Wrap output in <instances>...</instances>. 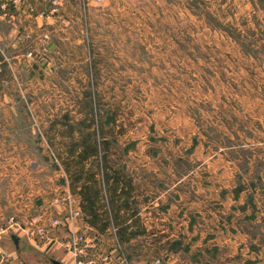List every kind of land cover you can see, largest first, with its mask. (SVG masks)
<instances>
[{
  "label": "rangeland",
  "instance_id": "obj_1",
  "mask_svg": "<svg viewBox=\"0 0 264 264\" xmlns=\"http://www.w3.org/2000/svg\"><path fill=\"white\" fill-rule=\"evenodd\" d=\"M89 4L79 44L89 69L47 70L67 71V84L12 86L10 71L0 76V109L28 112L54 163L59 140L45 136L37 110L73 109L84 126L74 136L94 156L90 171L134 179L125 203L134 213L114 212V241L87 258L264 264V0ZM21 252L23 264H65L33 244Z\"/></svg>",
  "mask_w": 264,
  "mask_h": 264
},
{
  "label": "crops",
  "instance_id": "obj_2",
  "mask_svg": "<svg viewBox=\"0 0 264 264\" xmlns=\"http://www.w3.org/2000/svg\"><path fill=\"white\" fill-rule=\"evenodd\" d=\"M90 6L89 0H20L8 11L0 9V76L11 72L6 84L13 86L16 80L26 86L44 85L47 81L67 84L65 70L89 69V51L85 43L84 48L79 44L88 36ZM27 34L32 37L28 38ZM51 69L65 70L61 74L49 73L47 70ZM7 98L8 95L5 101ZM37 111L45 136L57 134L59 142L51 146L61 150L60 163L53 162L44 139L26 123L28 112L19 115L15 109H0V228L8 229L1 235L0 264H23L21 245L26 243L49 253L56 251V257L65 264H77L73 254L63 246L69 235L67 227H59L47 240L36 241L27 237L22 225L49 210L66 218L69 210L55 199L69 195L81 212L71 221V228L88 236L91 246L88 259L89 253L104 250V246L114 241L111 230L121 227L115 216L121 219L119 215L123 211L134 213L131 208H125V203H130L137 186L134 179L122 173L104 176L99 168L97 172L90 171L88 161L94 156L83 152L74 136L84 130L77 111ZM74 160H79L76 167L65 163L73 164ZM103 168L109 170V165ZM113 199L116 211L112 207ZM12 218L18 223L12 224ZM14 234L21 238L19 246Z\"/></svg>",
  "mask_w": 264,
  "mask_h": 264
},
{
  "label": "built area",
  "instance_id": "obj_3",
  "mask_svg": "<svg viewBox=\"0 0 264 264\" xmlns=\"http://www.w3.org/2000/svg\"><path fill=\"white\" fill-rule=\"evenodd\" d=\"M96 3H101L103 0H92ZM20 0H0V9L3 11H8L11 5H17ZM31 38V34L27 35ZM29 55H33L30 53ZM73 201V200H72ZM55 202L57 204H62V198H56ZM81 212L79 208L77 210L69 211V215L66 218H62L60 216H55L52 210L48 212H43L37 214L30 218L25 226L22 227L26 230V233L29 238L33 240H47L48 236L54 231H56L59 227H67L69 229V235L67 240L64 243V247L67 251L71 252L76 260L77 264H116L112 258L105 256L102 262H97L96 259H85L87 255V251L90 246V242L88 237L85 234H78L71 228V221L78 216H80ZM70 220V221H69ZM12 224H17V220L15 218L11 219ZM8 230L7 228H1L0 230V243H1V235L2 233Z\"/></svg>",
  "mask_w": 264,
  "mask_h": 264
},
{
  "label": "water",
  "instance_id": "obj_4",
  "mask_svg": "<svg viewBox=\"0 0 264 264\" xmlns=\"http://www.w3.org/2000/svg\"><path fill=\"white\" fill-rule=\"evenodd\" d=\"M13 239L15 240L16 244L19 246L21 242V238L18 235L14 234ZM51 261L53 264H61V262L56 259H52Z\"/></svg>",
  "mask_w": 264,
  "mask_h": 264
},
{
  "label": "trees",
  "instance_id": "obj_5",
  "mask_svg": "<svg viewBox=\"0 0 264 264\" xmlns=\"http://www.w3.org/2000/svg\"><path fill=\"white\" fill-rule=\"evenodd\" d=\"M114 202V199H113V201H111V203H113Z\"/></svg>",
  "mask_w": 264,
  "mask_h": 264
}]
</instances>
